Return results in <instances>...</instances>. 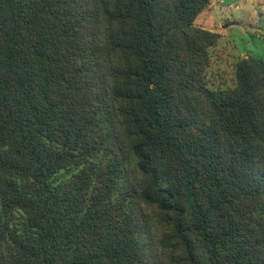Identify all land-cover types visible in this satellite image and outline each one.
I'll return each mask as SVG.
<instances>
[{
  "label": "trees",
  "instance_id": "1",
  "mask_svg": "<svg viewBox=\"0 0 264 264\" xmlns=\"http://www.w3.org/2000/svg\"><path fill=\"white\" fill-rule=\"evenodd\" d=\"M212 0H0V264H264V61L206 79Z\"/></svg>",
  "mask_w": 264,
  "mask_h": 264
},
{
  "label": "rangeland",
  "instance_id": "2",
  "mask_svg": "<svg viewBox=\"0 0 264 264\" xmlns=\"http://www.w3.org/2000/svg\"><path fill=\"white\" fill-rule=\"evenodd\" d=\"M195 25L219 34L206 68L211 88L233 87L239 60L253 56L264 61V0H212Z\"/></svg>",
  "mask_w": 264,
  "mask_h": 264
}]
</instances>
